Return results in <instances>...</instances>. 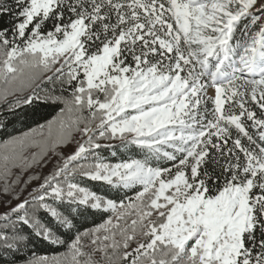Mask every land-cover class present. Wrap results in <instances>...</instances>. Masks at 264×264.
<instances>
[{"label": "snow or ice", "instance_id": "1", "mask_svg": "<svg viewBox=\"0 0 264 264\" xmlns=\"http://www.w3.org/2000/svg\"><path fill=\"white\" fill-rule=\"evenodd\" d=\"M35 105L0 264H264V0H0V110Z\"/></svg>", "mask_w": 264, "mask_h": 264}, {"label": "trees", "instance_id": "2", "mask_svg": "<svg viewBox=\"0 0 264 264\" xmlns=\"http://www.w3.org/2000/svg\"><path fill=\"white\" fill-rule=\"evenodd\" d=\"M60 106H47V105H35L32 107H25L22 110H19L18 113L15 116L8 115L6 113V110H0V119H7L10 121L9 123V132H15L19 133L22 131H27L29 128H35L37 124H43L47 120L53 119L57 113L59 112ZM5 137L0 134V139H4ZM74 147V146H73ZM102 155L108 157L111 162H117L119 160V157H111L108 153V151H104ZM55 163V160H52L46 167L43 168H36L31 170L32 172L39 173L41 175H46L48 172L51 171L53 164ZM31 174H25V179L27 178V175ZM83 186H86L94 191H97L98 193H103L105 191V186L97 183V182H91V181H83ZM35 186V184H33ZM26 195V193H25ZM101 218L99 216L96 217H89L88 223L85 225L86 227L93 226V223H100ZM35 253L37 256H53L57 255L61 252H64V248H57L55 246L48 245L44 242H37L35 244Z\"/></svg>", "mask_w": 264, "mask_h": 264}, {"label": "rangeland", "instance_id": "3", "mask_svg": "<svg viewBox=\"0 0 264 264\" xmlns=\"http://www.w3.org/2000/svg\"><path fill=\"white\" fill-rule=\"evenodd\" d=\"M63 150L65 151L66 154H69V153H71V151H72V147L65 148V149H63ZM53 160H55V159L53 158Z\"/></svg>", "mask_w": 264, "mask_h": 264}]
</instances>
